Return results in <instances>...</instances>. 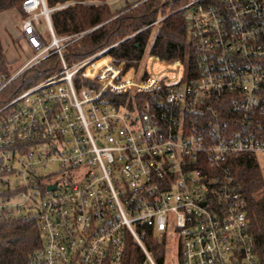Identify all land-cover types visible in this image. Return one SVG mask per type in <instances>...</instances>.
Returning a JSON list of instances; mask_svg holds the SVG:
<instances>
[{"label": "built area", "instance_id": "built-area-1", "mask_svg": "<svg viewBox=\"0 0 264 264\" xmlns=\"http://www.w3.org/2000/svg\"><path fill=\"white\" fill-rule=\"evenodd\" d=\"M66 6L24 0L33 55L0 72V190L11 193L0 210L39 217L43 246L29 264H123L130 236L155 264L150 232L176 244L182 264H260L233 164L264 158V0L176 10L196 49L189 77L180 60L120 57L117 44L69 64L66 48L89 31L56 35L50 13ZM54 56L59 70L2 99ZM49 163L59 170L43 174Z\"/></svg>", "mask_w": 264, "mask_h": 264}, {"label": "trees", "instance_id": "trees-1", "mask_svg": "<svg viewBox=\"0 0 264 264\" xmlns=\"http://www.w3.org/2000/svg\"><path fill=\"white\" fill-rule=\"evenodd\" d=\"M23 1L0 0V13L14 10L23 19L25 17L22 10ZM189 1L137 0L115 11L111 9L107 0H46V4L50 9L67 4L65 8L50 13L57 36L89 31L65 50L67 62L73 64L115 44L117 45L111 51L117 56L142 59L156 26L179 20L180 15L175 13L176 10ZM167 12L170 15L158 21ZM175 24L167 25V28L177 27L167 32L166 40H164L165 33H163L157 40L155 49L159 51L161 48L163 51L161 59L164 61L180 60L184 65L186 77H189L197 71L196 49L189 40L187 27L184 24ZM95 27L97 28L90 31ZM20 40H23L21 35ZM59 68L58 56L45 60L36 68L17 78L6 89L2 99L9 100L17 92L41 81ZM0 72L8 76L12 75L8 68L1 36ZM80 87L81 85L77 82V88ZM119 97L124 99L126 95ZM233 171L246 199V213L249 218L254 251L260 264H264V173L254 155H243L235 160ZM10 196L9 191L1 188L0 204L3 198L8 199ZM144 243L155 264H166L168 244L165 238H159L155 233L150 232L145 237ZM42 246L43 239L37 215L28 214L15 217L10 216L6 209L0 210V264H29L32 255ZM176 262L182 264L179 251ZM123 264H150L131 236L127 239Z\"/></svg>", "mask_w": 264, "mask_h": 264}, {"label": "rangeland", "instance_id": "rangeland-1", "mask_svg": "<svg viewBox=\"0 0 264 264\" xmlns=\"http://www.w3.org/2000/svg\"><path fill=\"white\" fill-rule=\"evenodd\" d=\"M111 6L112 10H119L125 7L128 4L134 3L137 0H107ZM170 8H168V11ZM170 12V11H169ZM169 12L164 14V16L160 17V20H164L165 17L168 16ZM164 18V19H163ZM21 25L22 19L14 10H8L0 13V36L2 38V44L5 50V55L8 62L9 71L14 74L17 72L33 55L31 50L28 48L27 44L24 40H20L21 35ZM40 32L47 36L48 31L47 27L42 21V25L40 26ZM166 25L156 26V30L154 31L153 37L149 42V46L147 51L145 52L144 57L141 59L142 61H147L152 52V45L156 41L157 37L163 33H166ZM155 53V49L153 50ZM123 57V56H122ZM154 58V56L152 57ZM136 58H134L135 60ZM157 60V58H155ZM140 60V59H139ZM150 61H152L150 59ZM156 62V61H155ZM132 64V63H131ZM138 64V63H135ZM154 62H150V67L152 68V72L154 73ZM134 65V64H133ZM141 65H145L144 63H140ZM138 65V66H139ZM170 70V67H166ZM261 169L264 173V158L259 162ZM59 170V165L57 163H49L48 166L44 169H41L43 174H53ZM59 174L52 175L51 181L54 182L58 178ZM22 201L16 199L14 201L15 204L21 203ZM19 215H15L17 217ZM177 245L176 244H168L167 251V260L166 264H177L176 256H177Z\"/></svg>", "mask_w": 264, "mask_h": 264}, {"label": "crops", "instance_id": "crops-1", "mask_svg": "<svg viewBox=\"0 0 264 264\" xmlns=\"http://www.w3.org/2000/svg\"><path fill=\"white\" fill-rule=\"evenodd\" d=\"M174 23H176L175 25H179V24H181L179 20H176V21H173V22L167 23V24H165V25H166V27H167V25L174 24ZM176 27H177V26H175V27L172 26L171 28H167V29H166V33L164 34V36H165V37H164V40L167 39V32H168L169 30H171V29L176 28ZM162 34H163V32H162ZM162 34H161V35H162ZM161 35H159V36L157 37V39H156V41H155V43H154V46H153L152 51L155 49V46H156L157 40L161 37ZM158 48H159V47H158ZM159 51H160V52H159ZM159 51H156V49H155V52L158 53L159 55L163 54V51L161 50V48L159 49ZM155 58H156V57L151 58L152 61H150V62H154V63H156L155 61H157V60H156ZM128 64H131V63H128Z\"/></svg>", "mask_w": 264, "mask_h": 264}, {"label": "water", "instance_id": "water-1", "mask_svg": "<svg viewBox=\"0 0 264 264\" xmlns=\"http://www.w3.org/2000/svg\"><path fill=\"white\" fill-rule=\"evenodd\" d=\"M56 188V186L54 185V186H49V190H54Z\"/></svg>", "mask_w": 264, "mask_h": 264}, {"label": "bare ground", "instance_id": "bare-ground-1", "mask_svg": "<svg viewBox=\"0 0 264 264\" xmlns=\"http://www.w3.org/2000/svg\"><path fill=\"white\" fill-rule=\"evenodd\" d=\"M113 58V57H112Z\"/></svg>", "mask_w": 264, "mask_h": 264}]
</instances>
